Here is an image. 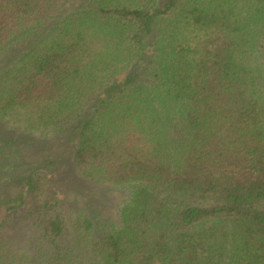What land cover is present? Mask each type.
I'll list each match as a JSON object with an SVG mask.
<instances>
[{
	"label": "trees",
	"instance_id": "obj_1",
	"mask_svg": "<svg viewBox=\"0 0 264 264\" xmlns=\"http://www.w3.org/2000/svg\"><path fill=\"white\" fill-rule=\"evenodd\" d=\"M0 264H264V0H0Z\"/></svg>",
	"mask_w": 264,
	"mask_h": 264
},
{
	"label": "rangeland",
	"instance_id": "obj_2",
	"mask_svg": "<svg viewBox=\"0 0 264 264\" xmlns=\"http://www.w3.org/2000/svg\"><path fill=\"white\" fill-rule=\"evenodd\" d=\"M6 180H8L10 183L9 184H5V187H4V189H2L1 190V195L3 194H9V190L10 189H12V187H15V182H13L14 180H12V179H9L8 177H7V179ZM67 187H66V189H68V191H69V193H71L70 192V190H73L72 188H70L71 187V184L68 182V183H66L65 184ZM72 187H74V185L72 186ZM6 189V190H5ZM5 190V191H4ZM57 191H59V190H57ZM60 194H61V197H63V196H67V194L68 193H66V192H63V191H61L60 190ZM65 196V197H66ZM85 197V196H84ZM81 198V197H80ZM82 199V198H81ZM65 203H66V201H65ZM100 204H101V206L104 208V206L102 205V203L100 202ZM110 206V204H108L107 205V210H106V212H107V214H113V207H109ZM105 209V208H104ZM20 217V216H19ZM23 222L25 223L26 222V220H25V217L24 216H21L19 219H18V221H17V224H16V226H11L10 228H9V230L6 232V234H7V236L10 238V239H17V238H19V235H18V231L19 230H17V228L19 229V228H22L23 227Z\"/></svg>",
	"mask_w": 264,
	"mask_h": 264
}]
</instances>
